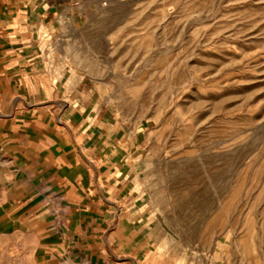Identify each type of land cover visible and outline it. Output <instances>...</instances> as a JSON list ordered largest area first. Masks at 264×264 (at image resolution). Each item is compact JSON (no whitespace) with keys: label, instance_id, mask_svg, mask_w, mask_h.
<instances>
[{"label":"rangeland","instance_id":"374dc122","mask_svg":"<svg viewBox=\"0 0 264 264\" xmlns=\"http://www.w3.org/2000/svg\"><path fill=\"white\" fill-rule=\"evenodd\" d=\"M91 5L83 19L53 20L54 37L43 25L51 91L76 107L91 79L89 119L102 104L114 130L137 137L135 207L167 246L193 264H264V0ZM13 203L0 188V264H36L44 235L6 240L12 216L23 229L35 219L8 212Z\"/></svg>","mask_w":264,"mask_h":264},{"label":"crops","instance_id":"0c3cea01","mask_svg":"<svg viewBox=\"0 0 264 264\" xmlns=\"http://www.w3.org/2000/svg\"><path fill=\"white\" fill-rule=\"evenodd\" d=\"M91 3L0 0V188L17 202L8 212L35 218L23 229L12 216L6 240L22 248L30 231L44 235L36 264H193L163 242L162 226L140 219V177L130 168L140 143L113 129L102 104L90 121L91 79H80L76 107L51 91L43 25L54 37L53 20L90 16Z\"/></svg>","mask_w":264,"mask_h":264},{"label":"built area","instance_id":"2783aa9c","mask_svg":"<svg viewBox=\"0 0 264 264\" xmlns=\"http://www.w3.org/2000/svg\"><path fill=\"white\" fill-rule=\"evenodd\" d=\"M72 6H81L87 0H69Z\"/></svg>","mask_w":264,"mask_h":264}]
</instances>
